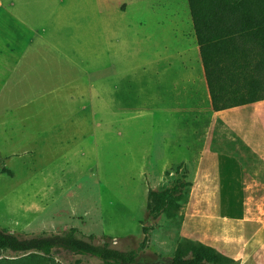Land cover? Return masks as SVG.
<instances>
[{
	"label": "rangeland",
	"instance_id": "1",
	"mask_svg": "<svg viewBox=\"0 0 264 264\" xmlns=\"http://www.w3.org/2000/svg\"><path fill=\"white\" fill-rule=\"evenodd\" d=\"M61 5L66 25L59 34L70 35L62 42L72 59L71 65L64 62L71 67L63 77L55 75L59 65L48 47L39 72L25 77L23 40L8 42L17 65L0 72V228L34 234L74 226L93 234L95 243L135 250L137 264H170L182 239L186 203L172 217H153L147 212L148 191L170 187L180 177L190 180V170L183 162L161 167L162 156L183 153V143L176 119L166 122V112H155L152 72L176 65L177 54L196 49L186 0H63ZM52 6L48 0L42 10ZM104 18L105 33L99 23ZM66 81L75 88H57ZM263 105H256V112L263 115L264 130ZM199 135L183 139L201 145ZM212 146L236 158L243 151L220 124ZM242 164L243 194L253 197L255 208L264 195V166L249 153ZM49 260L103 264L62 248Z\"/></svg>",
	"mask_w": 264,
	"mask_h": 264
},
{
	"label": "crops",
	"instance_id": "2",
	"mask_svg": "<svg viewBox=\"0 0 264 264\" xmlns=\"http://www.w3.org/2000/svg\"><path fill=\"white\" fill-rule=\"evenodd\" d=\"M62 1L52 0L53 6L43 11L48 0H25L22 3L0 0V72L10 71L17 65L8 42H17L19 36L23 40L25 77L39 72L36 68L43 62L41 53L45 47L52 50L59 65L55 75L63 77L65 69L71 67L64 62L71 65L72 59L63 51L65 45L62 41L67 38L59 34L60 25L65 24V18H61L65 12L58 11ZM99 23L104 26L105 33L106 19ZM176 56L179 57L176 65L156 66L153 70L152 104L158 115L161 116L162 110L166 112L163 116L166 122L176 119L183 143L180 147L183 153L176 158L162 156L161 167L183 162L190 170L191 186L182 209L179 233L215 248L237 264H264V195L261 201L254 202L256 207L252 208L253 197L243 194L245 169L242 164L249 153L264 166L263 115L256 112V105H261L264 100L214 111L197 44L194 51L184 50ZM68 87H74L73 81L57 85V88ZM203 122L206 123L203 130L198 129ZM219 124L242 141L241 158L212 146L215 128ZM193 135L203 137L201 145H193V139H183ZM258 183L254 181L255 185Z\"/></svg>",
	"mask_w": 264,
	"mask_h": 264
},
{
	"label": "trees",
	"instance_id": "3",
	"mask_svg": "<svg viewBox=\"0 0 264 264\" xmlns=\"http://www.w3.org/2000/svg\"><path fill=\"white\" fill-rule=\"evenodd\" d=\"M187 3L212 109L219 111L264 100V0ZM190 186V180L180 177L170 187L150 189L148 214L158 217L165 213L172 217L187 202ZM59 248L97 257L103 264H137L135 250L114 248L109 241L95 243L93 234L86 235L74 226L60 232L34 234L0 228V264H51L49 256ZM5 252L12 255L6 256ZM170 264L237 262L211 246L182 237Z\"/></svg>",
	"mask_w": 264,
	"mask_h": 264
}]
</instances>
